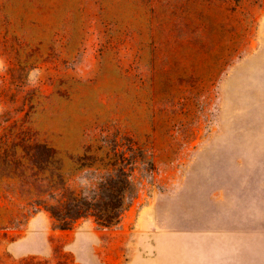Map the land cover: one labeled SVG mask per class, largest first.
<instances>
[{"label":"rangeland","instance_id":"1","mask_svg":"<svg viewBox=\"0 0 264 264\" xmlns=\"http://www.w3.org/2000/svg\"><path fill=\"white\" fill-rule=\"evenodd\" d=\"M1 135H133L156 170L112 227L0 176V264H264V0H0Z\"/></svg>","mask_w":264,"mask_h":264},{"label":"trees","instance_id":"2","mask_svg":"<svg viewBox=\"0 0 264 264\" xmlns=\"http://www.w3.org/2000/svg\"><path fill=\"white\" fill-rule=\"evenodd\" d=\"M155 170L148 141L133 135L86 138L65 157L35 137L0 136V176L15 180V189L28 198L29 214L45 210L60 228L81 219L117 225L141 178L153 179Z\"/></svg>","mask_w":264,"mask_h":264}]
</instances>
